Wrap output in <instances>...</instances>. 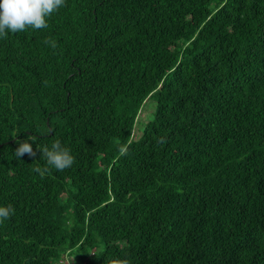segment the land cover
Masks as SVG:
<instances>
[{"label": "trees", "instance_id": "1", "mask_svg": "<svg viewBox=\"0 0 264 264\" xmlns=\"http://www.w3.org/2000/svg\"><path fill=\"white\" fill-rule=\"evenodd\" d=\"M48 25L0 38V264H264V0H66ZM28 137L74 164L41 178Z\"/></svg>", "mask_w": 264, "mask_h": 264}, {"label": "clouds", "instance_id": "2", "mask_svg": "<svg viewBox=\"0 0 264 264\" xmlns=\"http://www.w3.org/2000/svg\"><path fill=\"white\" fill-rule=\"evenodd\" d=\"M66 6V0H0V38H6L8 33L16 34L24 32L29 28L40 30L47 28L48 18L57 12L60 8ZM44 43L55 49L57 43L51 38H46ZM34 137L25 139L17 138L15 143L17 147L14 154L17 160H21L25 155L35 160L38 153L46 161V166L33 168L34 172L39 173L41 178L51 168L58 171H64L70 168L75 157L71 150L63 146L59 139H54L51 146L43 145L33 148ZM121 153L125 149L120 148ZM15 209L12 205L0 206V224L14 214ZM105 264H131L127 258L109 257Z\"/></svg>", "mask_w": 264, "mask_h": 264}, {"label": "rangeland", "instance_id": "3", "mask_svg": "<svg viewBox=\"0 0 264 264\" xmlns=\"http://www.w3.org/2000/svg\"><path fill=\"white\" fill-rule=\"evenodd\" d=\"M154 104H155V101L151 100L147 103L145 108L142 109V111L139 115V121H138L137 126L135 128V132H138L139 126L143 125V123H145L149 119V115L154 110ZM77 256H78V253L75 251L74 254H69V256H65V258L61 262H62V264L67 263V262L74 264L73 261L77 258Z\"/></svg>", "mask_w": 264, "mask_h": 264}]
</instances>
